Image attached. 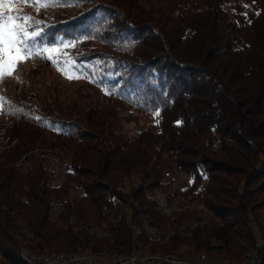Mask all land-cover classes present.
I'll list each match as a JSON object with an SVG mask.
<instances>
[{"label": "trees", "instance_id": "1", "mask_svg": "<svg viewBox=\"0 0 264 264\" xmlns=\"http://www.w3.org/2000/svg\"><path fill=\"white\" fill-rule=\"evenodd\" d=\"M135 2L39 41L88 36L113 54L73 58L96 82L70 81L91 93L0 115V251L8 264L79 250L264 264V0ZM138 115L150 124L130 135ZM166 192L170 213L151 199Z\"/></svg>", "mask_w": 264, "mask_h": 264}, {"label": "rangeland", "instance_id": "2", "mask_svg": "<svg viewBox=\"0 0 264 264\" xmlns=\"http://www.w3.org/2000/svg\"><path fill=\"white\" fill-rule=\"evenodd\" d=\"M130 1L132 0H81L78 6L49 7V8L41 9L40 11H37L36 8L32 6L30 3L24 4L20 2V0H14L15 8L10 14L20 15V16L27 15V16L33 17L34 21H41L42 23L37 25L38 28L43 30L40 36V38L42 39H40L39 41L45 42L44 34L47 33V30L49 27H55L57 25H68L67 28H70V24L72 22L80 18L89 17L93 13H96L98 11H105V12H108L110 15L124 14V11H122V7H124L127 3H130ZM133 1L135 2V0ZM157 1L165 2L166 0H136V2L138 3L136 7H138V11H140L141 8H144V7L147 8L148 3L149 4L155 3ZM66 2L75 3L76 0H66ZM126 20L130 22L129 17H127ZM62 41L68 42L70 40L63 39V38H57L56 43L53 45H60ZM47 43L43 45H47ZM49 46H52V45H49ZM62 51L67 52V57L62 56L60 54H56L61 62L67 58L73 59L75 57H78V55H85V54L90 55L94 53L113 54L110 48L92 39H85L81 42H78L75 47H69L67 49H62ZM75 64H76L75 71L70 72L69 73L70 75L80 74L79 72L80 70L77 66L78 62L75 61ZM68 67H71V65H65V68H68ZM86 68H89V66H87ZM15 77H18V79ZM90 88H91L90 86L80 81L71 82L70 79L66 78V76L62 74L60 69L55 64H53L50 60L44 58L43 56L36 57L31 60H28L27 62L20 63L18 67L15 69L14 77H5L4 79L0 80V97L4 98V106L2 109H0V115L2 113H5L9 108L16 107L15 105L25 104L27 106H30L31 104H35L37 103V100L39 98H42L44 96L45 93L50 94V96H54L55 93L62 95L64 91H67L70 94H73V93L75 94L77 91H81L84 93H91L92 91ZM138 117H139L138 123H135V124L129 123L128 125H126V130L128 131L130 135H134L138 133L141 129L147 128L148 125L150 124V121L147 119V117H143L142 115H138ZM51 168L54 172H56V171L61 170L62 166L60 164L54 163L52 164ZM174 178L175 180H177L176 181L177 185L176 184L173 185L176 188H182L188 182L185 177L179 176L177 174ZM167 193L169 192H166V194L158 193L154 195H157L155 197H161V198L167 199L168 198ZM167 202H168L169 208L167 207L168 210H164L165 212H168L169 209L171 210L172 209L171 206L173 207V205H175L174 203L173 205L172 203L169 204L168 199H167ZM168 213H170V211ZM91 232H94V230L91 229ZM149 232H152V234H155L154 231L148 230V233ZM96 235H97L96 237L100 236L98 232H96ZM152 236H155V235H152ZM177 249L179 251L187 250V248L183 246ZM73 253L70 252V253H67L66 255L69 254L68 256H74L78 254V259H79L80 258L79 253H80L82 257L83 256L86 257V259L87 260L89 259V261L90 260L92 261L93 260L94 261L104 260L105 264L113 263L115 258H117V262L119 264H126L123 261L128 259L126 258V255L124 254H119V253L113 254L111 252H103V253L100 252L96 254L91 253L92 254L91 255L90 252L88 253L86 251L79 250ZM104 253H107L109 256H107ZM168 254H172V253H168ZM168 254H165L166 256L161 257L163 256L162 254L151 255L147 252L142 253V252L132 251L131 254L127 255V257L131 256L130 258H133V260H135L133 262L138 263V264H144L147 262H151L153 260L154 261L160 260V262H168L169 258H171L172 256L173 257L176 256L178 261H187V262H192L194 264H203V261L204 262L208 261L209 264H219V261L222 260L217 257H209L205 253H201L195 256L192 260L188 259L187 257L182 258V255H179V254L177 255L181 257L183 260H181L177 255L170 256ZM173 254H176V253H173ZM63 255H65V253ZM202 256L206 257L207 259L203 260ZM0 257H1L0 264H8L6 260L4 259V256L1 251H0ZM53 258L58 259V256L53 257ZM150 259H153V260H150ZM128 260L130 261L131 259H128Z\"/></svg>", "mask_w": 264, "mask_h": 264}, {"label": "snow or ice", "instance_id": "3", "mask_svg": "<svg viewBox=\"0 0 264 264\" xmlns=\"http://www.w3.org/2000/svg\"><path fill=\"white\" fill-rule=\"evenodd\" d=\"M20 2L30 3L37 11H40L49 7L78 6L81 0H76L75 3H67L66 0H20ZM14 8V0H0V80L5 77H14L15 69L20 63L43 56L55 64L62 74L70 80L83 78L89 79L93 83L96 82L94 77L85 74L70 75V72L75 71V60L67 58L61 62L56 55L60 54L67 57V52H63L62 49L75 47L79 41H62L60 45L41 46L39 37L43 30L38 28L37 25L42 22L34 21L31 16L10 14ZM89 38L92 37H84V39ZM65 65H71V67L65 68ZM15 78L18 79V77ZM106 94H111V92H106ZM3 106L4 98L0 97V109ZM151 114L154 118L160 116L158 110L153 111ZM33 118L40 119V117Z\"/></svg>", "mask_w": 264, "mask_h": 264}, {"label": "built area", "instance_id": "4", "mask_svg": "<svg viewBox=\"0 0 264 264\" xmlns=\"http://www.w3.org/2000/svg\"><path fill=\"white\" fill-rule=\"evenodd\" d=\"M164 207V206H163ZM150 233V232H149ZM150 235H155V234H151ZM89 260L85 259H76V257H74L71 260H62V259H48L46 257V261L45 264H85L86 262H88ZM116 261V262H115ZM115 262V263H114ZM113 263L110 264H118L117 263V259H114ZM150 262H147L145 264H149ZM165 264H191L190 262L187 261H178V260H174L173 258H170L168 262H164ZM98 264H105L104 260H100L98 262ZM126 264H134L132 259L126 263ZM205 264H209L207 261H205ZM220 264H223V262H221ZM245 264H257L255 259L252 257L251 260L249 261V263H245Z\"/></svg>", "mask_w": 264, "mask_h": 264}, {"label": "bare ground", "instance_id": "5", "mask_svg": "<svg viewBox=\"0 0 264 264\" xmlns=\"http://www.w3.org/2000/svg\"><path fill=\"white\" fill-rule=\"evenodd\" d=\"M151 199H153L155 202H157L159 205L158 206H160L163 210H168V202H167V199H164V198H161V197H155V196H151ZM164 206V207H163ZM166 213V212H165ZM196 224H193V227L195 226ZM151 234H152V232H150ZM82 253V252H81ZM74 254V253H73ZM111 254V253H110ZM69 255V254H68ZM68 255H63V254H61L60 256H58V259H62V260H71V259H73L74 257H76V259H78V254H76V255H74V256H68ZM107 256H109L108 254H106ZM133 255V254H132ZM79 256H80V258L79 259H85L86 257H82V255L79 253ZM171 256V255H170ZM206 256V255H205ZM131 256H128L127 257V255H126V258H128V259H132V261H135V260H133V258H130ZM135 257V256H134ZM159 257V256H158ZM164 257V256H163ZM203 257V256H202ZM48 259H54L53 258V256H49V257H47ZM136 258V257H135ZM134 258V259H135ZM171 258H173L174 260H176L177 258H176V256L175 257H171ZM252 258V257H251ZM251 258H249V260L247 261V262H238V263H235V264H245V263H249V261L251 260ZM0 259H1V257H0ZM56 259V258H55ZM115 259H117V258H115ZM125 260V261H123L124 263H128L129 262V260ZM157 259V258H156ZM170 259V258H169ZM205 259H207L206 257H203V260H205ZM150 260H153V259H150ZM168 260V259H167ZM178 260V259H177ZM119 261V260H118ZM138 261V260H137ZM157 261H160V260H157ZM151 262H155L154 260L153 261H151ZM208 262V261H207ZM221 262H223V264H226L223 260H220L219 261V264L221 263ZM118 263V262H117ZM134 264H138V263H135V262H133ZM191 264H194V263H192V262H190ZM119 264V263H118ZM145 264V263H144ZM203 264H205V262L203 261Z\"/></svg>", "mask_w": 264, "mask_h": 264}]
</instances>
